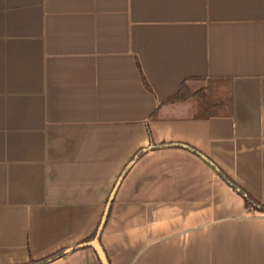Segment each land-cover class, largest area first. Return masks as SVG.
Listing matches in <instances>:
<instances>
[{"label": "crops", "instance_id": "obj_1", "mask_svg": "<svg viewBox=\"0 0 264 264\" xmlns=\"http://www.w3.org/2000/svg\"><path fill=\"white\" fill-rule=\"evenodd\" d=\"M221 174L264 207V0H0V264H102L120 179L109 264H264Z\"/></svg>", "mask_w": 264, "mask_h": 264}, {"label": "trees", "instance_id": "obj_2", "mask_svg": "<svg viewBox=\"0 0 264 264\" xmlns=\"http://www.w3.org/2000/svg\"><path fill=\"white\" fill-rule=\"evenodd\" d=\"M190 96V93L186 87L185 84H183L181 90L179 91V93L173 98V100L171 101H183L185 99H187ZM142 153H138L132 160L131 163H129L128 165V169L130 168V166L141 156ZM222 177L227 181V183L237 192L239 193L245 200L246 206L248 209H252V210H261L264 211V207L258 202L256 201L254 198H252L250 195L246 194L244 191H242L234 182H231V180H229L225 175L221 174ZM109 212V211H108ZM109 215V214H108ZM107 215V217H108ZM49 260H47L48 262ZM46 262H42L39 264H43Z\"/></svg>", "mask_w": 264, "mask_h": 264}, {"label": "water", "instance_id": "obj_3", "mask_svg": "<svg viewBox=\"0 0 264 264\" xmlns=\"http://www.w3.org/2000/svg\"><path fill=\"white\" fill-rule=\"evenodd\" d=\"M120 182H121V179L118 181V183H117V185H116V187H115V189H114V191H113V193L111 195V198H110V200H109V202L107 204L106 211H105V214L103 216V220H102V223H101V225L99 227V230H98L96 238L94 239V241L86 244V246H89V247L93 248L97 252L102 264H109V261H108L107 256H106V254H105V252H104V250H103V248L101 246L100 236H101L104 224H105V222L107 220L108 211H109V209L111 207V204L113 202L115 193H116V191H117V189L119 187ZM83 246H85V245H83ZM83 246H80V247H83ZM68 251H71V250H68Z\"/></svg>", "mask_w": 264, "mask_h": 264}]
</instances>
